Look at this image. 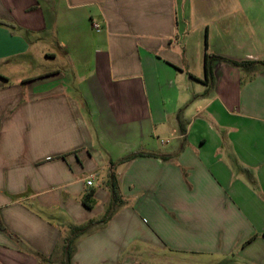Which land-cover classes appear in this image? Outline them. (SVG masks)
I'll use <instances>...</instances> for the list:
<instances>
[{"label":"crops","instance_id":"1","mask_svg":"<svg viewBox=\"0 0 264 264\" xmlns=\"http://www.w3.org/2000/svg\"><path fill=\"white\" fill-rule=\"evenodd\" d=\"M263 36L264 0H0V264H62L111 174L70 264H264V67L212 57Z\"/></svg>","mask_w":264,"mask_h":264},{"label":"trees","instance_id":"2","mask_svg":"<svg viewBox=\"0 0 264 264\" xmlns=\"http://www.w3.org/2000/svg\"><path fill=\"white\" fill-rule=\"evenodd\" d=\"M205 57L207 59L208 55H205ZM212 57L214 59L219 60L220 62H222L224 64L238 68L240 71H242L248 77L253 76V73H255V71L257 69L264 67V61H253V60H240V61H238V60H233V59H229V58H225V57H221V56H212ZM0 77L3 78L2 76H0ZM138 156H151V157L160 156V157L164 158L165 155H162L159 153H150V152H136V153H131V154H128V155L122 157L119 160V163H124V162L130 161V160H132ZM108 179H109L108 180V189H109V194H110V201H109V205H108L106 212L104 213V215L102 216L101 219H99L97 221H88V223L86 225L73 229L71 237L66 241L65 259H64V262L62 264H70V257H71V253H72L73 240L78 235L85 233L93 225H99V224L106 223L110 219L113 212L117 209V207H119L123 203V200L121 199V195L119 192V184H118V181L115 178L114 174L109 175ZM92 197H93V192L90 191V192L84 194L81 198L82 204L88 209L92 208L95 204V200Z\"/></svg>","mask_w":264,"mask_h":264},{"label":"rangeland","instance_id":"3","mask_svg":"<svg viewBox=\"0 0 264 264\" xmlns=\"http://www.w3.org/2000/svg\"><path fill=\"white\" fill-rule=\"evenodd\" d=\"M247 21H249V19H247ZM241 38H242V41L244 42L243 49H246V50L247 49H255L254 47L259 46L260 42H259V40L257 38H256L257 39L256 40L254 36H251V35L249 36V34H246V36H242ZM262 43H264V41ZM65 66H66V69H67L68 68L67 64H65ZM84 225H86V224H84ZM71 256H72V254H71ZM70 263H71V257H70Z\"/></svg>","mask_w":264,"mask_h":264},{"label":"built area","instance_id":"4","mask_svg":"<svg viewBox=\"0 0 264 264\" xmlns=\"http://www.w3.org/2000/svg\"><path fill=\"white\" fill-rule=\"evenodd\" d=\"M91 27L94 29L96 32L100 29V24L98 22L92 21L91 22ZM92 184V178L88 179L86 181V185L90 186Z\"/></svg>","mask_w":264,"mask_h":264}]
</instances>
